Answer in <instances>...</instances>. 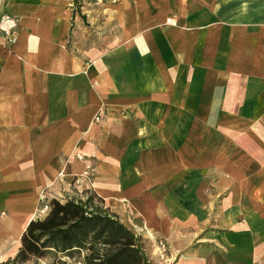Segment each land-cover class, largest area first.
Returning a JSON list of instances; mask_svg holds the SVG:
<instances>
[{"label": "crops", "instance_id": "obj_1", "mask_svg": "<svg viewBox=\"0 0 264 264\" xmlns=\"http://www.w3.org/2000/svg\"><path fill=\"white\" fill-rule=\"evenodd\" d=\"M86 2L0 0V264L42 192L176 264H264V0Z\"/></svg>", "mask_w": 264, "mask_h": 264}, {"label": "trees", "instance_id": "obj_2", "mask_svg": "<svg viewBox=\"0 0 264 264\" xmlns=\"http://www.w3.org/2000/svg\"><path fill=\"white\" fill-rule=\"evenodd\" d=\"M93 200H50L49 212L27 226L16 257L1 264H23L53 251L75 250L86 251L85 264H149L139 238L117 215L93 206Z\"/></svg>", "mask_w": 264, "mask_h": 264}, {"label": "rangeland", "instance_id": "obj_3", "mask_svg": "<svg viewBox=\"0 0 264 264\" xmlns=\"http://www.w3.org/2000/svg\"><path fill=\"white\" fill-rule=\"evenodd\" d=\"M84 1H87L85 5H87L88 8H92V7L96 8L97 7L95 5V2L97 0H78V2H80V3L82 2V5L84 4ZM84 26L86 27V30L90 34L89 30H90L91 24L89 22L88 23L86 22L84 24ZM89 196H92L94 198V200H93L94 205L93 206H98V207L102 208L103 210H108L110 212V214L115 215L114 213H112L110 211V209L108 207H106L105 202L92 192L75 193V194H73L72 199H80L81 198L83 200H86ZM38 216H39V214H38ZM156 249H157V246H156ZM157 251H158V249H157ZM143 252L145 253L147 261L149 264H176L175 260L172 259L173 261H171L168 258V255H166L164 258H161L159 251L156 254H157V256L159 255L160 260L158 259L159 257L152 254L151 251H147V250L143 249ZM86 255H87V253L85 250H75V251H71V252H67V253H58V252L53 251L43 259L32 258L30 261L23 263V264H85Z\"/></svg>", "mask_w": 264, "mask_h": 264}, {"label": "built area", "instance_id": "obj_4", "mask_svg": "<svg viewBox=\"0 0 264 264\" xmlns=\"http://www.w3.org/2000/svg\"><path fill=\"white\" fill-rule=\"evenodd\" d=\"M0 34L4 37L5 43L13 45L18 36V19L14 15L3 14L0 17ZM103 112H99L95 117V121L98 122L101 120ZM40 207L38 209V218L45 216L50 210L49 198L42 192L39 195ZM157 249L159 251L160 257L164 258L167 255L168 248L163 240H156Z\"/></svg>", "mask_w": 264, "mask_h": 264}]
</instances>
